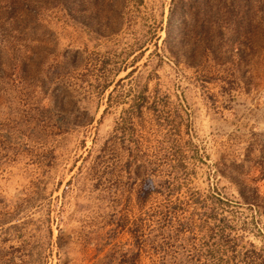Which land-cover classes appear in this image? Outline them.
<instances>
[{"label":"rangeland","instance_id":"obj_1","mask_svg":"<svg viewBox=\"0 0 264 264\" xmlns=\"http://www.w3.org/2000/svg\"><path fill=\"white\" fill-rule=\"evenodd\" d=\"M0 264H264V0H0Z\"/></svg>","mask_w":264,"mask_h":264}]
</instances>
